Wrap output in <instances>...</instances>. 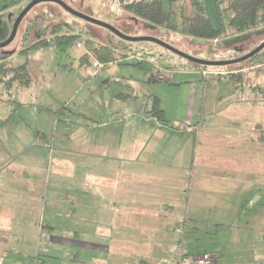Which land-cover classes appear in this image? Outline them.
<instances>
[{
  "label": "crops",
  "instance_id": "0c3cea01",
  "mask_svg": "<svg viewBox=\"0 0 264 264\" xmlns=\"http://www.w3.org/2000/svg\"><path fill=\"white\" fill-rule=\"evenodd\" d=\"M28 1L2 3L0 8L8 9L0 13L10 11L7 21L11 22V16ZM212 1L164 0L163 8L173 13L175 6L181 15L189 16L196 3L204 4L209 12ZM166 67L160 64L158 68L171 73L173 69ZM183 70L178 75L189 80L166 78L169 85L191 84L179 128L156 121L136 100L127 103L128 95L112 111L103 106L105 121L77 114L78 119L70 122L74 128L70 135H50L42 125L34 127L27 116L16 118V110L26 103L11 97L13 113L0 116V264H151L164 252L170 264H176L180 248H185L184 240V244L175 242L181 239L179 223L200 222V210L208 206H242L255 192L254 185L264 183V146L257 142L254 129L264 126V119L252 117L264 112V84L241 85L247 97L246 112L252 114L247 119L251 134L224 137L215 133L208 140L205 119H198L202 116L199 69L184 66ZM14 87L21 88L13 86L7 90L9 95ZM58 107L46 108L49 118ZM236 119L233 122H243ZM224 142L230 147L243 145L241 150L229 151L223 149ZM259 193L264 211V191ZM190 208L193 215L188 212L182 218V212ZM80 219L84 226L67 224ZM236 220L226 229L230 236L243 227V220L255 221V216L240 214ZM225 221L230 222L218 218L213 223L222 227ZM42 235L47 243L42 242ZM220 249L203 253L218 258L228 253ZM41 254L44 261L38 259Z\"/></svg>",
  "mask_w": 264,
  "mask_h": 264
},
{
  "label": "rangeland",
  "instance_id": "374dc122",
  "mask_svg": "<svg viewBox=\"0 0 264 264\" xmlns=\"http://www.w3.org/2000/svg\"><path fill=\"white\" fill-rule=\"evenodd\" d=\"M9 1L3 0L1 2L0 0V6H2V3L4 5L7 2L9 3ZM31 1L29 0L26 5ZM61 1L74 11L108 24L126 36L151 37L201 60H235L248 54L264 42V28L239 35L232 33L228 25L230 13L224 10L226 0H221L220 8L214 0L209 2L208 5V13L213 24L218 27L221 21L226 29V32L217 40L218 42L189 37L187 34L188 15H181L180 9L175 6L173 7L172 19L177 29L173 32L140 19L135 21L136 19L123 11V7L119 5L120 0ZM117 5L121 10L116 8ZM23 9L24 7L19 13L16 14L15 12L13 17L11 16L12 21L8 20L9 24L6 27L4 26L8 23L7 19L10 18L11 13L10 11L0 13V24L2 23L0 35L4 30L7 31L4 39H0V44L8 39L13 23ZM111 19L116 20L112 21ZM34 23L37 27H34ZM31 27L34 28L28 31L29 35L25 38V32ZM55 30L62 34H79L80 37L73 45L54 44L46 49L32 51L27 55L20 54L23 49L34 43L41 34L48 35ZM38 32H41V34ZM77 42H81L83 48L77 49L75 47ZM103 47L111 51L116 58L107 65H102L94 55V49ZM124 54H128V56L122 57ZM134 55L145 59L143 68L135 65L137 58L133 57ZM84 56H86V59L82 60ZM128 57L129 59H127ZM93 59L101 63L100 68L96 70L94 75L91 74ZM153 59L154 62L151 64ZM0 60H8L13 66L28 62L32 77V82L28 85V88L21 87L16 90L14 87L10 91V95L0 85V116L4 117L13 113H10L12 108L15 109L11 101L13 96L14 100L26 103L25 108L20 107V110H16V118L27 116L26 118L34 127L42 125L46 128L48 134L56 136L61 134L70 135L74 129L70 122L77 120L79 115V118L92 116L96 117L97 120L105 121L106 110L103 106L108 105V111H112L118 105L125 103L128 95L130 99L127 100V103L136 100V104L142 109L147 108L146 110H151L153 101L157 99L164 113L165 126L179 128V121L182 120L185 113L191 84L189 82L169 85L171 81L167 79L156 82L153 68L157 65L159 67L160 64L167 66L172 64L173 70L171 73L160 71L159 75H163L165 78L171 75L175 81L190 79L178 75L184 72V66L196 69V66L192 63L154 43L125 42L106 29L67 13L54 3H40L28 12L18 28L14 40L8 46L0 48ZM81 60L83 63L87 60V65L83 64ZM254 64L253 61H244L226 67L198 68L199 72L206 73V77H203L201 73L199 75L200 80L198 82L202 88L199 100L202 116L200 115L201 118L198 117V119H201L202 122L205 119L208 140L215 136V133L222 134L224 137L235 134L239 136L251 134L250 131L253 128L248 124L247 119L250 120L252 114L246 112L245 100H247V97L241 85L246 87L256 83L258 85L264 84V65L256 68L253 66ZM231 74L240 75V77H236L238 83H233L225 77H229ZM134 95L137 97H133ZM53 105L59 106L62 116L55 111L56 113H51L53 115L50 116L51 118L48 117L46 108ZM255 116L264 119V112H256V115L254 113L252 117L255 118ZM236 118L243 119V122H233V119ZM231 121L233 124H231ZM255 133L257 138L263 135L264 126ZM223 144H226L223 149L229 151L241 150V145H243L241 142L231 147L226 142ZM254 186L255 192L246 197L242 206H239V204L227 205L226 203L222 206L221 204L208 206L207 209L200 210V222L193 223L185 220L184 223H179L177 227L178 231L180 230L178 235L181 239H177L176 244L179 245L184 240L185 248L193 255H200L204 251L211 250L221 252L220 247L225 248L228 253L219 256L216 261L217 264H264V211H262L263 209L258 201L259 192L264 191V183H256ZM231 197L234 198V196ZM238 211L243 215L255 216V221L243 220L240 224L244 228H240L236 235L230 236V232L227 233L226 229L231 223L232 225L236 223L237 216L240 215ZM188 212L189 216L193 215L190 208V210L182 212V218H185L184 214ZM218 218H224L230 222L225 221L222 223V227H218L219 224L213 223ZM209 219L214 221L210 222ZM67 224L84 226L86 223L80 219ZM194 228H196V231H193ZM83 234V232H80L79 236L83 238ZM44 239H42V242L47 243L49 241L47 238ZM83 254L81 253V259H83ZM42 255L44 254L39 256V261L45 260ZM157 257V262L151 264H170L167 253H160ZM34 259L24 258L23 260L33 262Z\"/></svg>",
  "mask_w": 264,
  "mask_h": 264
},
{
  "label": "trees",
  "instance_id": "16d2710c",
  "mask_svg": "<svg viewBox=\"0 0 264 264\" xmlns=\"http://www.w3.org/2000/svg\"><path fill=\"white\" fill-rule=\"evenodd\" d=\"M23 0H17V2ZM16 2V3H17ZM164 0H139L133 1L123 6V10L133 18H137L146 22H150L162 29L168 31H176L177 26L173 23V13L166 11L163 8ZM218 5H221V0H217ZM8 7L0 8V10H6ZM224 10L230 13L229 27L235 35L250 33L258 29L264 28V0H226V6ZM24 20V19H23ZM22 20V22H23ZM188 28L187 34L189 37L204 40V41H216L226 32L223 25L219 24L216 27L209 17L207 8L204 4L196 3L193 5L192 13L187 17ZM20 23V26L22 24ZM36 24V23H34ZM19 26V27H20ZM37 27V25H34ZM29 28L25 32V38L29 35ZM41 34V32H38ZM80 35L62 34L58 31H54L48 35L41 34L37 40L23 49L20 54L27 55L32 51L46 49L54 44H69L73 45ZM24 38V39H25ZM88 44V42H87ZM95 57L102 63L107 65L113 62L116 58L113 53L107 48L94 49ZM135 63L136 66L143 68L144 60L139 57ZM82 59H86L84 56ZM253 61L254 67L264 65V49L257 55L247 60ZM153 64V62H152ZM196 66V65H194ZM167 69H171L172 66H167ZM196 68H207L196 66ZM156 82L165 81V77L162 80L158 79V75H154ZM233 83H238L236 77L240 75L225 76ZM32 82L30 74L29 63L13 66L8 60H0V85L4 86L6 90H10L13 86L26 87ZM61 110L57 111L59 114ZM147 114L154 118L156 121L165 125L164 113L159 105L157 99L152 103L151 110L147 111ZM262 125L255 127V130H259ZM257 142L264 146V134L257 138Z\"/></svg>",
  "mask_w": 264,
  "mask_h": 264
},
{
  "label": "water",
  "instance_id": "95a60500",
  "mask_svg": "<svg viewBox=\"0 0 264 264\" xmlns=\"http://www.w3.org/2000/svg\"><path fill=\"white\" fill-rule=\"evenodd\" d=\"M40 3H54L58 6H60L67 13H69V14H71V15H73V16L81 19V20H84L88 23L94 24L96 26H99V27H102V28L108 30L113 35L118 37L120 40H123L125 42H151V43H154V44L162 47L163 49L175 54L176 56L186 60L187 62L192 63L193 65H196V66H200V67H226V66H230L233 64H239V63H242L244 61L251 59L252 57L257 55L259 52H261L264 49V42H263L259 46H257L255 49H253L251 52H249L248 54H246V55H244L238 59H235V60H227V61L201 60V59L191 57L185 53H182V52L178 51L177 49H175V48H173L167 44H164V43L160 42L159 40H156V39L151 38V37H147V36L129 37V36H126L108 24L97 21L91 17H88L86 15H83L79 12L74 11L73 9H71L69 6H67L61 0H32L28 5H26L24 7V9L21 11V13L17 16L16 20L13 23V27H12V30H11V33H10L8 39L5 42L0 44V48L8 46L14 40L22 20L25 18V16L28 14V12L34 6H36Z\"/></svg>",
  "mask_w": 264,
  "mask_h": 264
},
{
  "label": "built area",
  "instance_id": "2783aa9c",
  "mask_svg": "<svg viewBox=\"0 0 264 264\" xmlns=\"http://www.w3.org/2000/svg\"><path fill=\"white\" fill-rule=\"evenodd\" d=\"M130 1L128 0H120L119 5L121 7L129 4ZM75 47L77 49H81L83 48V45L81 42H77L75 44ZM93 66H91V74H95L96 70L98 68H100L101 63H99L98 61H95L93 59L92 62ZM160 69L156 66L153 68V74L154 75H158V79L162 80L163 79V75H159L160 73ZM202 74L203 77H206V73L205 72H200ZM42 239H43V235H42ZM218 260V255L214 254V253H203V254H197V255H192L188 252V250L184 247L180 248L179 251V255H178V261L177 264H215L216 261Z\"/></svg>",
  "mask_w": 264,
  "mask_h": 264
}]
</instances>
